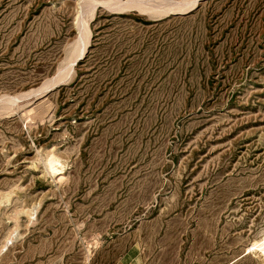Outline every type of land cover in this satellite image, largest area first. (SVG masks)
Returning <instances> with one entry per match:
<instances>
[{
    "label": "rangeland",
    "instance_id": "374dc122",
    "mask_svg": "<svg viewBox=\"0 0 264 264\" xmlns=\"http://www.w3.org/2000/svg\"><path fill=\"white\" fill-rule=\"evenodd\" d=\"M89 1L0 0V264H264V0Z\"/></svg>",
    "mask_w": 264,
    "mask_h": 264
},
{
    "label": "bare ground",
    "instance_id": "6f19581e",
    "mask_svg": "<svg viewBox=\"0 0 264 264\" xmlns=\"http://www.w3.org/2000/svg\"><path fill=\"white\" fill-rule=\"evenodd\" d=\"M108 1V0H107ZM113 2V0H110V2ZM117 1H119L120 2V4H123L120 0H116V2H115V0H114V3H110L111 5L112 4H115V3H119V2H117ZM153 1H155V0H153ZM166 1V0H165ZM196 1L197 0H193V2H192V5H194L195 3H196ZM85 2V1H84ZM90 3V7H93L94 5H93V3L95 2V0H92V1H89ZM102 2H104V1H102ZM129 2V1H128ZM128 2H127V5H128ZM130 2H132V1H130ZM140 2V1H139ZM139 2H137V4L136 5H138V3ZM164 2V1H163ZM184 2H185V0H184ZM87 4H88V2H86ZM125 3V2H124ZM162 3V1H160L159 0V2L158 1H155V3H153V4H150V6L149 7H146L147 5L145 4V1H144V4H145V6L144 5H142L143 7H146L147 9L148 8H150L151 7V9L152 8H155V9H160V4ZM169 3V2H168ZM83 4V3H82ZM106 4V3H105ZM109 3H107V5H108ZM130 4V3H129ZM140 4H143V3H140ZM148 4V3H147ZM164 4V6H166L165 5V3H163ZM166 4H167V2H166ZM188 4V3H187ZM85 5V4H84ZM119 5V4H118ZM126 5V4H125ZM130 5H132V4H130ZM168 5V4H167ZM169 5H171V4H169ZM175 5V4H174ZM189 5V4H188ZM82 7H83V5H81ZM89 5H87V7H88ZM112 6H114V5H112ZM116 6V5H115ZM139 6H141V5H139ZM162 6V5H161ZM164 6H163V8H164ZM183 5H181V7L179 8L180 10L181 9H185V8H183L182 7ZM185 6V5H184ZM90 7H88V8H90ZM117 7H119V6H117ZM122 7V5H120V7L119 8H121ZM143 7H140V8H142L143 9ZM167 8L169 7V6H166ZM171 7H173V6H171ZM171 7L170 8H168V9H170L171 10ZM189 7V6H188ZM187 7V8H188ZM190 7H192V6H190ZM118 8V9H119ZM122 8H124V6L122 7ZM146 8H144V10L146 9ZM163 8H161V9H163ZM178 8V7H177ZM83 9V8H82ZM87 9V8H86ZM154 9V10H155ZM166 9V8H165ZM84 10V9H83ZM88 11V10H87ZM89 11H90V9H89ZM85 12V11H84ZM167 13H168V11H167ZM84 22V21H83ZM78 23V22H77ZM83 24V27H84V23H82ZM79 25H81V24H79ZM80 28H82V27H80ZM85 29V28H84ZM83 31V30H82ZM84 31H86V30H84ZM89 34V33H88ZM81 35H82V33H81ZM81 35H80V37H81ZM79 37V38H80ZM86 37H88L87 36V31H86V33H84L83 34V37L82 38H85L86 39ZM78 41V40H77ZM81 41H82V39H81ZM79 42V41H78ZM85 42V41H84ZM83 42V43H84ZM82 43V42H81ZM86 43V42H85ZM84 45H80V44H78L76 47L78 48H76V50H75V52L74 53H76L75 54V58L78 56V55H80L82 52H83V49H84V47H83ZM74 48V47H73ZM85 52V51H84ZM73 58H74V56H73ZM74 58V59H75ZM73 59V60H74ZM72 60V61H73ZM71 65V64H70ZM68 67V66H67ZM70 68V67H69ZM68 70V69H67ZM69 71V70H68ZM66 73V72H65ZM64 74V73H63ZM58 75V74H57ZM64 76H65V74H64ZM56 77H58V76H56ZM63 79V78H62ZM57 80V79H56ZM54 83H55V81H54ZM31 91V90H30ZM24 96V95H23ZM6 99V98H5ZM21 99V98H20ZM6 102V101H5ZM10 102H12V101H10ZM15 103V102H14ZM9 104V103H8ZM13 104V103H12ZM16 109V108H15ZM36 109V108H35ZM47 163H48V167H49V170L51 171V173H53V174H56V173H61L62 172V169H63V165H62V163L60 162V160H59V158L57 157V156H55V155H50V158H48V161H47ZM60 164V165H59ZM32 215V214H31ZM255 246L263 253V255H264V240L262 241V242H258V243H255ZM256 249V248H255ZM257 252V251H256Z\"/></svg>",
    "mask_w": 264,
    "mask_h": 264
}]
</instances>
